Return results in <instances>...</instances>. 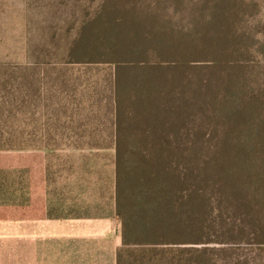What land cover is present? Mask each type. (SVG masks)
Instances as JSON below:
<instances>
[{
    "label": "trees",
    "instance_id": "obj_1",
    "mask_svg": "<svg viewBox=\"0 0 264 264\" xmlns=\"http://www.w3.org/2000/svg\"><path fill=\"white\" fill-rule=\"evenodd\" d=\"M58 23L28 41L25 67L0 62L12 86L0 85V114L21 104L19 81L33 103L10 70L42 84L65 66L111 65L109 146L68 174L0 187V218L43 189L50 218L115 219L118 264H264V0H77ZM30 137L1 129L0 151L47 155L52 140ZM94 177L104 205L68 204L54 186L84 192Z\"/></svg>",
    "mask_w": 264,
    "mask_h": 264
},
{
    "label": "rangeland",
    "instance_id": "obj_2",
    "mask_svg": "<svg viewBox=\"0 0 264 264\" xmlns=\"http://www.w3.org/2000/svg\"><path fill=\"white\" fill-rule=\"evenodd\" d=\"M76 2L0 0V62L25 67L28 41L39 38L36 35L43 33V29H53V26L58 25L59 17L62 18V14L73 8ZM205 63L193 62L195 69L192 72L201 73ZM62 69L50 72L51 75L42 84L31 81L25 68L10 70L15 79L27 77L31 82L33 103H30L29 97H25L29 93L28 82L19 81L14 89L21 104L16 107L6 104L9 114L5 115L9 117L0 114V130L16 133L18 137L26 134L27 144L32 134L44 140L51 139L52 143L45 156L25 150L0 151V187L15 186L16 177L25 174H68L72 169L81 167V157H90L91 149L109 146L113 111L111 77L115 72L114 67L79 64ZM0 85H6L5 89L11 91L10 83ZM2 94L3 90H0V99ZM99 164L103 166L100 173L108 175L109 164L102 160ZM73 171L77 173L79 170ZM96 180L97 177H94L91 184L84 187V192L80 187L64 185L63 179L54 186L59 188L60 194L67 196L72 192L79 203L94 207L98 203L106 204V193L100 191L102 189L96 185Z\"/></svg>",
    "mask_w": 264,
    "mask_h": 264
},
{
    "label": "crops",
    "instance_id": "obj_3",
    "mask_svg": "<svg viewBox=\"0 0 264 264\" xmlns=\"http://www.w3.org/2000/svg\"><path fill=\"white\" fill-rule=\"evenodd\" d=\"M45 194L37 191L24 207H10V216L0 218V264H118L122 239L115 219L50 218ZM70 194L68 204L78 202Z\"/></svg>",
    "mask_w": 264,
    "mask_h": 264
}]
</instances>
